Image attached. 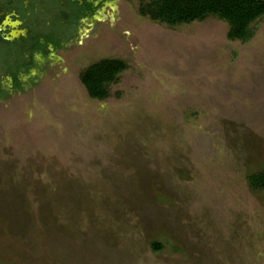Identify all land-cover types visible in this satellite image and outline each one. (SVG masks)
<instances>
[{
    "label": "rangeland",
    "instance_id": "374dc122",
    "mask_svg": "<svg viewBox=\"0 0 264 264\" xmlns=\"http://www.w3.org/2000/svg\"><path fill=\"white\" fill-rule=\"evenodd\" d=\"M142 1L107 0L0 96V264H264L247 179L264 168V16L231 40L223 19L169 26ZM101 58L127 67L98 100L79 73Z\"/></svg>",
    "mask_w": 264,
    "mask_h": 264
},
{
    "label": "flooded vegetation",
    "instance_id": "af4514ba",
    "mask_svg": "<svg viewBox=\"0 0 264 264\" xmlns=\"http://www.w3.org/2000/svg\"><path fill=\"white\" fill-rule=\"evenodd\" d=\"M106 2L0 0V96L22 92L37 72L36 62L76 41L84 21L103 19Z\"/></svg>",
    "mask_w": 264,
    "mask_h": 264
},
{
    "label": "trees",
    "instance_id": "16d2710c",
    "mask_svg": "<svg viewBox=\"0 0 264 264\" xmlns=\"http://www.w3.org/2000/svg\"><path fill=\"white\" fill-rule=\"evenodd\" d=\"M138 11L142 16L169 26L215 16L229 24L228 39L247 41L253 35L251 23L264 16V0H143ZM126 67L122 59L101 58L82 69L79 78L89 97L101 100L109 95L108 85L117 81ZM247 179L253 189H263L264 168L248 175ZM161 248V243L152 242L153 250Z\"/></svg>",
    "mask_w": 264,
    "mask_h": 264
}]
</instances>
